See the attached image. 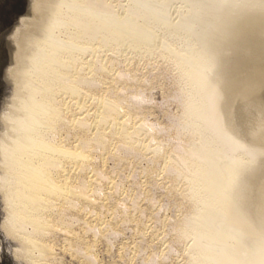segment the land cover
<instances>
[{
	"label": "bare ground",
	"instance_id": "bare-ground-1",
	"mask_svg": "<svg viewBox=\"0 0 264 264\" xmlns=\"http://www.w3.org/2000/svg\"><path fill=\"white\" fill-rule=\"evenodd\" d=\"M75 1L78 7L57 14L60 42L38 41L40 67L26 75L37 88L39 100L34 101L49 111H37L35 127L27 125L23 139H12V161L2 165L6 235L25 246V253H19L23 261L60 264L52 238L62 231L66 252L83 264H97L95 242L110 245L122 226L133 224L141 238L134 243L133 258L150 251L140 264H166L172 254L182 258L181 264H257L264 253V190L258 211L250 214L239 188L259 178L264 189V149L230 139L227 104L220 94L223 78L233 71L227 66L238 54L264 53V0H253L245 11L230 0ZM215 12L232 17L228 36H212L219 52L205 37ZM18 37L1 44L8 48L10 63L18 52L13 66L23 65L25 58ZM199 66L214 69L202 72ZM8 68L5 83L17 85ZM154 88L162 93L157 104L150 95ZM172 104L175 112L167 110ZM150 105L164 108L165 122L149 119L154 113ZM94 158L113 164L94 166ZM140 160L145 167L135 168ZM125 180L127 190L121 187ZM155 189L163 190L161 200ZM166 210L173 214L158 215ZM144 214L150 225L141 220ZM78 222L84 225L83 235L73 229ZM156 224L161 230H153ZM157 241H163L162 248L155 247Z\"/></svg>",
	"mask_w": 264,
	"mask_h": 264
},
{
	"label": "rangeland",
	"instance_id": "rangeland-1",
	"mask_svg": "<svg viewBox=\"0 0 264 264\" xmlns=\"http://www.w3.org/2000/svg\"><path fill=\"white\" fill-rule=\"evenodd\" d=\"M230 2H235L237 4H241V6H243V11H245L251 5L253 0H230ZM72 4H74V5L76 4V5L74 6ZM78 6H79V4H77V1H75V0H0V119L2 120V121H0V133H1L0 134V176H4L5 172H6L4 170V168H2L3 167L2 165H4L5 162L9 163L12 161V153H11V150L13 147V145H12L13 140L12 139H16V138L17 139H19V138L23 139L21 130L27 131L28 127L25 128L27 125L35 127L34 126L36 123L35 118L38 119L36 117L37 111H43V110L49 111V108L39 106L40 104L37 103V101L36 102L34 101V100H39V98L36 97V95H35V91H37V88L35 86V83L32 82V84H29L30 83L28 81L29 79L26 78V75L29 74L32 70H36V68L39 69V67H40V66H38L40 55L38 53V49H37L38 47H37L36 43L38 41H44L48 45H50V44L56 45V43L58 41L60 42V39L57 37V32H58V30H60L62 25H61L60 21H58L59 18L57 17V14L62 9H67V8L72 9V8L78 7ZM251 7L252 6H250L248 9H250ZM230 15L231 14H227V12L212 13L209 15L210 16L209 25H207L205 27V31L207 32V33H205V37H208V36L210 37V39L207 40L206 42L208 43L211 41V44L213 45V49L217 50L218 52L220 51L221 46L220 45L218 46V41L216 42L214 37H215V35L217 36V34H219V36H225V35L228 36L230 34L229 26H228L229 25V23H228L229 19L232 18ZM55 18H57V19H55ZM56 29H58V30L56 31ZM52 30L54 31V33ZM42 34H44V35H42ZM16 35L17 36L19 35L17 40L19 38H22L19 40V43H20L19 47H20L22 53L24 54V56H22V57H25V58H24L23 65L18 64V65L13 66L12 63H14L16 60L14 58V56H16L15 54H17L18 52L14 49L16 51V53H14V55H12L13 60H12V63H10L9 62L8 48L3 46L4 44L3 45H1V44L3 42H5V40L6 41L12 40ZM212 36H214V37H212ZM46 39H48V40H46ZM1 40H2V42H1ZM28 41H29V43H26ZM53 43H55V44H53ZM246 53H247V56H245ZM256 53H258V54H256ZM12 54H13V52H12ZM199 55L200 56L202 55V57H203L202 53ZM221 55H222V52H221ZM241 56H242V58H241ZM247 57L250 58L251 60L248 59ZM254 59H256V60L254 61ZM253 62H255V63H253ZM260 62H261L262 66L260 65ZM246 63H248V64H246ZM232 64H234V66ZM7 65H9V68H8L9 70L11 68V70H10L11 75L15 74V75H13V78L17 79V85L13 84V82H11L12 86H11V84L7 85L5 83L3 77L4 78L6 77L5 74H7V73H4L5 72L4 68H6ZM263 65H264V53L263 52L247 51L245 53L238 54V58L236 60L232 61V63H230L227 66V70L229 69L230 71H232V70L233 71H232V73H229L228 76H230V77L225 76L223 78L222 81H224L225 84L223 85V87H222L223 89H221L222 93L220 94L221 98H224L225 105L226 104H227V106L230 105L229 109L226 106V109L224 110L226 121H227L226 127L228 129V132L231 133L230 139L231 140L233 139L232 141L239 142L240 144H245V143L248 144L249 143V145H253L255 147L258 146L257 148H260V149H262V148L264 149V145H263L264 144V136H263L264 135V130H263L264 129V123H263L264 122V110H263L264 109V94H263L264 93V79H263V77H264V75H263L264 74V66ZM19 66H20V68H19ZM229 66H230V68H229ZM231 66H233L234 68ZM244 66H246L247 68H244ZM250 68H251V70H250ZM254 68L256 70H254ZM14 69L16 72L14 71ZM213 69L214 68L206 69V68L200 67V70L202 72H210ZM249 70L253 71V72H250ZM216 71H219L218 68L216 69ZM255 71H256V73H255ZM254 75H255V79L252 80L250 77L254 76ZM261 75H263V76H261ZM260 76H261V78H260ZM231 77H232V80H231L232 84L230 83V80H228ZM257 77H259V78H257ZM244 79H246L245 80L246 84H245V81H243L244 83L242 82V80H244ZM247 81H248V83H247ZM234 82H235V84H234ZM237 85H239V86H237ZM8 86L10 87L9 89H7ZM13 86H15V87H13ZM245 86H247V87H245ZM246 88L248 89V91H246L247 90ZM249 88H251V89H249ZM256 88H258V89H256ZM11 89H12V91H11ZM258 90H260V91L262 90V91L260 92ZM249 91H250V93H249ZM224 92H225V94H224ZM240 92H242V93H240ZM245 92H246V94H245ZM251 93H252V95H251ZM161 94L162 93H161L159 88L158 89L154 88V90L150 91V95H151V97L153 96L152 99H154L155 104L161 102V99H160L161 97L159 96ZM5 95L8 96L7 100L4 98ZM255 95H256V98H255ZM242 96L243 97L245 96V97L243 98ZM237 97H239V98H237ZM251 97L252 98L254 97V98L252 99ZM254 99H255V101H254ZM242 101H243V103H242ZM240 102H241V104H240ZM252 102H253V105H252ZM150 106H152V105H150ZM168 107H169V108H167L168 111L175 112V110H174L175 106H173V104L169 105ZM219 109L221 110L220 105L218 106V110ZM239 109H241V110H239ZM251 109H253V110H251ZM242 110L243 111L245 110V111L243 112ZM151 111H152V113L153 112L154 113H153V116L149 117L150 120L156 119L158 121L160 120V122L166 121V119L162 113V111H164V108H158L157 106L153 105L151 107ZM233 112L235 115L233 114ZM251 112H253V113H251ZM240 114H242L241 117H240ZM227 115L228 116L230 115V116L228 117ZM243 116L244 117L246 116V117L244 118ZM14 118H15V120H14ZM236 119H238V121ZM25 120L28 121L30 124L25 122ZM242 124H244V125L242 126ZM11 128H13L14 130H11ZM230 128H232V129H230ZM2 129L4 130V132ZM253 129H254V132H253ZM232 130L233 131L235 130V131L233 132ZM8 131H10V132L14 131V132L10 133ZM232 133L233 134L236 133V134H234L235 136H233ZM239 133H240V135H239ZM245 133H246V136H245ZM236 135H237V137H236ZM257 137H258V139H257ZM238 138H239V140H238ZM9 143H11V144H9ZM9 155H10V157H9ZM105 161H107V162H105ZM105 161H103V159H101V158H97V159L94 158L91 163L94 166H97V165L102 166L103 162H105L104 166L110 168L113 164L112 161L108 160V159ZM145 165H146V162L143 160H140L139 162L136 161L135 168H138V167L140 168L141 166L145 167ZM124 168H126V165ZM135 180H137L138 182H139V180L142 181L141 178L140 179L135 178ZM257 181L260 182L261 180H259V178H257L256 180H253L252 182H250V184H245V186H242L243 188L242 187L239 188L240 194L244 195L246 198H248V199L245 198L247 206H248V207L246 206L248 209L246 211L250 214H255V211H258L259 205L257 204L258 203L257 200H259L260 197H262V190H264V189H262L263 188L262 183L261 182L259 183ZM0 182H1V180H0ZM107 184L108 183H105L106 187H107ZM121 187L123 188V190H127V188H129V181H126V180L123 181L121 183ZM257 187H258V189H257ZM244 189H246L247 191ZM259 190H260V193L258 192ZM153 192H154L153 194H154V196H156V198H159L160 200L162 199L163 190L155 189ZM258 196H260V197H258ZM139 202H140L139 203L140 206H142V207L146 206L145 201L142 200ZM127 204H129V203L126 202V205ZM4 209H6V206H5L3 198H1V200H0V254H1L0 255V264H24V263L26 264L27 262L23 261L24 258L22 257V255L26 251L25 246L18 245L16 241L11 240V238L9 239V237L6 235L7 234V231H6L7 214H6V210H4ZM251 209H252V211H251ZM103 210L104 209L100 210L102 212V215H101V216H103L102 218L105 221L106 220L109 221L111 216H109V213L105 212L106 210H104V211ZM170 214L171 215L173 214L172 210H166V211H159L158 212L159 216L169 217ZM143 216L141 217V220L143 219V222L145 224L150 225V222H147L148 214L147 215L144 214ZM86 217L89 220H91L92 218L94 219V217H92V216L86 215ZM81 225H82V222H78V224L75 223V224H73V229H74V231H76L80 235H83L82 227H84V225H82V226ZM262 226L264 227V221H262ZM124 227L123 226L121 227V228H123L122 232H121L122 235L120 234V235L114 237L115 239L114 240L112 239L110 241V243H109L110 245L106 244V242L104 240H101V239L100 240L98 239V241H96L97 243L95 242L94 254H95V259H97L96 260L97 264H123V263L124 264H128V263L129 264H140V261H139L140 258L147 255L150 252L149 250L142 251L143 253L141 252V253H139L138 256L133 258V256H134V252H133L134 247L133 246H134V243L137 244L139 242L140 236L137 234V231L135 229H134L135 231L132 230L133 224H132V226L128 225V226H124ZM155 228L153 230H161L162 227H160L159 224H156ZM54 233H56V234H54L53 235L54 237L52 238L54 243H55V245L53 246V251H54L53 253H54V255L56 254L55 257L60 260V264H83L82 262H80L79 259L77 260V258L72 257L68 251L66 252V250H64L62 248V246H63L62 242H63V238H64L63 234L64 233L62 231L54 232ZM149 233H151V232L149 231ZM132 236H133V238H132ZM85 237L86 238L88 237L87 239L91 240L92 236L90 234H87V235H85ZM144 238H145L144 242H148L150 240V238H148L147 235ZM144 238H142V240ZM134 239L136 240V242ZM137 239H138V241H137ZM164 239L166 241L168 239V237H164ZM162 242L163 241H157V246H155V247L156 248H162V244H163ZM118 244H119V246H118ZM142 244H144V243H142ZM103 245H105V246H103ZM129 245H130V247H129ZM60 247H61V249H60ZM21 248H23L25 250L23 251V249H21ZM14 251H16V253ZM44 251L48 252L47 249H45ZM19 253H21L22 255ZM129 255H130L131 259L133 258L132 261L130 260ZM126 256H128V257H126ZM263 256H264V253L261 254V256H260L261 260L259 259L257 264H264V262H263L264 257ZM20 258H22V259H20ZM169 263L170 264H181L183 262H182V258L179 255L172 254L171 259L166 261V264H169Z\"/></svg>",
	"mask_w": 264,
	"mask_h": 264
}]
</instances>
